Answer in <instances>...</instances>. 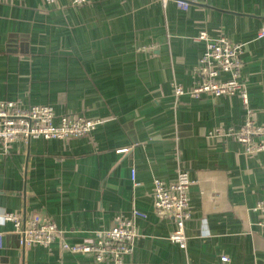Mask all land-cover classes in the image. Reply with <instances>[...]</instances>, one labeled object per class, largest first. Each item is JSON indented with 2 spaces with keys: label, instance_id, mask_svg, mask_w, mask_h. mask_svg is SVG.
Returning <instances> with one entry per match:
<instances>
[{
  "label": "crops",
  "instance_id": "0c3cea01",
  "mask_svg": "<svg viewBox=\"0 0 264 264\" xmlns=\"http://www.w3.org/2000/svg\"><path fill=\"white\" fill-rule=\"evenodd\" d=\"M188 1L0 0V100L49 105L56 123L98 120L79 136L0 143V264H108L61 239L91 243L95 230L135 209L146 217L134 218L123 264H264L253 209L264 199V149L246 154L233 136L214 134L249 116L264 129V0ZM201 32L241 45L250 113L237 93L174 94L201 80ZM257 139L264 143V131ZM179 170L192 181L183 245L153 204L154 181L174 183ZM4 211L38 212L60 238L22 247Z\"/></svg>",
  "mask_w": 264,
  "mask_h": 264
},
{
  "label": "built area",
  "instance_id": "2783aa9c",
  "mask_svg": "<svg viewBox=\"0 0 264 264\" xmlns=\"http://www.w3.org/2000/svg\"><path fill=\"white\" fill-rule=\"evenodd\" d=\"M44 1L47 4H54L57 0ZM71 1L73 4H82L87 0ZM176 2L182 8H187L189 4L188 0H176ZM263 35L264 29L259 32V36ZM197 38L205 40L204 52L196 65V71L201 80L188 90L179 84L175 85L174 94L197 97L201 94L220 96L237 93L247 112L250 113L248 95L239 74L242 65L241 45L232 43L224 36L207 38L205 32H201ZM221 73L227 74L228 78L219 79ZM97 123L96 119H86L78 115H62L56 123L54 111L49 105L22 107L17 101L0 100V143L4 147L19 139L28 140L38 136L59 139L79 136L92 130ZM263 131L264 129L249 116L238 129L219 128L214 134L233 136L242 143L244 152L251 155L264 149V143L257 139ZM127 151L128 148L118 150L120 153ZM132 179L134 181V176ZM191 183L186 170L178 171L177 180L174 183L167 184L158 179L154 181L155 211L158 215H167L172 218L175 228L170 232L169 239L180 245H183L187 238L184 224L190 216L188 189ZM253 209L259 212V225L264 227V199L259 200ZM1 216L3 220L13 224V232L19 236L22 247L48 246L59 236L54 223L38 212L21 217L13 212L4 211ZM132 216L133 218L118 216L110 228L95 230L94 240L91 243L69 244L61 239V246L71 252L89 254L98 262L123 264L125 256L132 251L136 237L134 218H145L146 214L135 209ZM1 237L0 233V241ZM221 260L227 262L228 258L222 256Z\"/></svg>",
  "mask_w": 264,
  "mask_h": 264
}]
</instances>
